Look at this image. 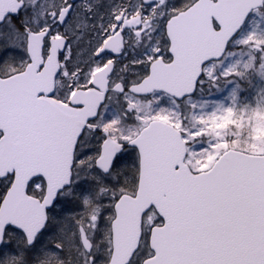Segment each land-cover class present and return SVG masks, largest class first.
<instances>
[{"label":"snow or ice","instance_id":"6c2138e0","mask_svg":"<svg viewBox=\"0 0 264 264\" xmlns=\"http://www.w3.org/2000/svg\"><path fill=\"white\" fill-rule=\"evenodd\" d=\"M248 73L264 0H0V264H264Z\"/></svg>","mask_w":264,"mask_h":264},{"label":"rangeland","instance_id":"374dc122","mask_svg":"<svg viewBox=\"0 0 264 264\" xmlns=\"http://www.w3.org/2000/svg\"><path fill=\"white\" fill-rule=\"evenodd\" d=\"M248 59L247 56L244 57ZM240 86L236 88V85H229L225 91L218 92L215 89L210 92L205 91L202 97L199 98L200 103L207 102L206 111H212L215 104L212 102H223L225 105L230 104V99H225L233 88H236L237 99L235 106L238 109H243L245 106L254 104L257 98L264 97V79H262L258 73H248L245 78L240 82ZM210 163V162H207Z\"/></svg>","mask_w":264,"mask_h":264}]
</instances>
